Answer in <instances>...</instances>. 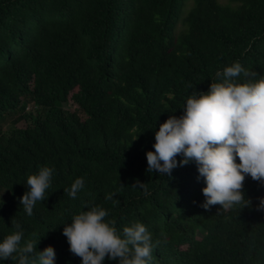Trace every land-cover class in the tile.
I'll use <instances>...</instances> for the list:
<instances>
[{"label": "trees", "instance_id": "obj_1", "mask_svg": "<svg viewBox=\"0 0 264 264\" xmlns=\"http://www.w3.org/2000/svg\"><path fill=\"white\" fill-rule=\"evenodd\" d=\"M226 4L0 0V240L19 224L21 246L37 244L31 260L52 246L56 264H81L63 224L99 206L120 232L147 227L151 264H264L259 182L244 181L249 206L205 210L194 162L170 176L146 171L155 131L193 90L206 92L234 62L264 76V0ZM43 166L55 169L52 187L28 216L19 198ZM81 177L72 199L65 189Z\"/></svg>", "mask_w": 264, "mask_h": 264}, {"label": "clouds", "instance_id": "obj_2", "mask_svg": "<svg viewBox=\"0 0 264 264\" xmlns=\"http://www.w3.org/2000/svg\"><path fill=\"white\" fill-rule=\"evenodd\" d=\"M256 77L257 73L234 62L215 73L217 82H211L206 92L193 90L182 115H170L155 131L154 151L145 153L146 171L170 176L178 166L194 162L198 178L206 185L201 189L205 210L214 205L222 210L249 206L251 201L243 191L246 177L264 186V76ZM177 156L182 157L179 162ZM54 172L43 166L28 176V191L19 198L28 216L52 187ZM84 185V178H77L65 191L75 199ZM258 200L257 210L264 211V197ZM108 215L104 208L93 206L64 223L62 234L69 251L81 258V264H104L106 258L118 260V264H151L153 243L147 227L135 222L120 232L114 221L106 220ZM15 228L0 240V262L11 258L17 264H56L52 246L38 251L31 260L37 244L28 240L21 246L24 231L19 224Z\"/></svg>", "mask_w": 264, "mask_h": 264}, {"label": "rangeland", "instance_id": "obj_3", "mask_svg": "<svg viewBox=\"0 0 264 264\" xmlns=\"http://www.w3.org/2000/svg\"><path fill=\"white\" fill-rule=\"evenodd\" d=\"M223 5H227L226 3L228 2V0H219ZM191 5V4H190ZM189 5V7H190ZM190 8H188L189 10ZM188 10L186 9V12H188ZM187 14V13H186ZM65 107L68 109V110H71V111H74L75 109L78 108V106L74 103V101L72 99H70L66 104H65ZM20 127H23L25 126L23 123H21L19 125Z\"/></svg>", "mask_w": 264, "mask_h": 264}]
</instances>
